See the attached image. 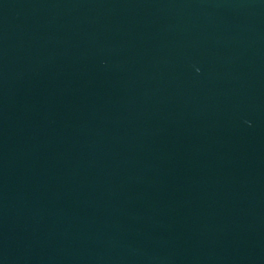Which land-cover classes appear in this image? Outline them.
Returning a JSON list of instances; mask_svg holds the SVG:
<instances>
[{"label":"water","instance_id":"1","mask_svg":"<svg viewBox=\"0 0 264 264\" xmlns=\"http://www.w3.org/2000/svg\"><path fill=\"white\" fill-rule=\"evenodd\" d=\"M0 264H264V0H0Z\"/></svg>","mask_w":264,"mask_h":264}]
</instances>
